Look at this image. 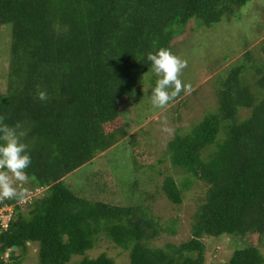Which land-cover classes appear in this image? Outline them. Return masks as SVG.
Returning a JSON list of instances; mask_svg holds the SVG:
<instances>
[{"label": "trees", "instance_id": "trees-1", "mask_svg": "<svg viewBox=\"0 0 264 264\" xmlns=\"http://www.w3.org/2000/svg\"><path fill=\"white\" fill-rule=\"evenodd\" d=\"M246 1L0 0V27L10 25L0 115L27 131L29 184L43 192L27 202V211L17 199L0 202L11 209L5 224L0 221V264H21L28 245L36 247L34 264H69L76 256L81 258L74 264H117L105 252L85 256L100 235L126 252L127 264H203L205 238L264 237V97L257 99L251 91L243 62L218 77L215 110L165 145L169 165L203 187L188 240L149 245L159 233L144 204L152 195L147 199L117 161L103 166L92 190L108 180L104 186L115 188L109 196L123 191L129 204L88 198L65 181L74 171L90 168L110 146L119 131L118 115L136 93L135 77L153 72L149 53L160 48L173 53L175 39L191 31L195 21L205 28L221 20L237 22L236 12ZM248 54L242 58L249 63ZM252 67L254 85L264 93V71ZM39 91L47 93L46 101L37 99ZM240 110L247 111L241 118ZM159 193L171 204L181 202L169 176ZM262 262L258 244H248L222 264Z\"/></svg>", "mask_w": 264, "mask_h": 264}, {"label": "rangeland", "instance_id": "rangeland-1", "mask_svg": "<svg viewBox=\"0 0 264 264\" xmlns=\"http://www.w3.org/2000/svg\"><path fill=\"white\" fill-rule=\"evenodd\" d=\"M236 14L239 16L237 22L225 23L221 20L209 28L200 26L195 21L192 23L191 31L175 39L173 54L187 61V67L181 79L191 84L193 89L191 94L181 93V96L166 109L154 108L148 97L158 77L148 71L137 75L135 77L136 93L118 115L119 123L116 125L119 131L113 134L114 138L110 146L93 158V165L90 168L74 171L66 177V180L64 179L66 183H71L73 192L82 191L81 195H86L88 198L112 199L113 202L119 199V202L129 204L130 198H124L123 191H120L116 198L109 196L115 188L110 189L109 185L104 186V184H110L108 180L101 179L103 188L100 189L102 187L100 185L98 190H92L95 180L100 181L97 175L101 173L103 166H109L117 161L119 167L127 170V175L130 173L129 178L136 179L138 186L148 196L147 199L152 195V198L149 201L146 200L144 204L149 207L152 212L151 219H154L155 227L159 229L157 236L149 242V245L153 247L162 248L165 244L178 245L189 239V220L201 203L203 193L200 183L185 177L182 172L169 165L164 153L166 143L176 133L187 132L190 126L199 121L205 113L215 110L218 77L225 76L229 67L238 62L244 63L243 77L250 85L251 91L254 90L257 93L256 98L264 97L262 89L254 85L257 77L254 76L253 67L250 68V65H254L261 67L264 71V0L246 1ZM9 44L10 25L1 26L0 93L5 91L6 86ZM245 52L249 53V63L242 58ZM149 78L153 80L151 83L148 82ZM246 113L247 111L240 110L237 115L241 118ZM165 120H167V127L174 129V134L171 136L162 131ZM220 134L221 131L217 135L218 139ZM93 173L96 176L92 177L91 185L81 189L83 180ZM168 176L179 187L181 197L179 205L171 204L159 193L161 181ZM17 187L19 191L25 193L22 199L17 198L22 211H27V202L37 199L43 193L39 189L32 188L29 183L17 185ZM137 200L132 199L134 203H139ZM10 211V207L6 208L3 205L0 207L2 225L5 224ZM203 242L205 247L203 264H222L232 251L248 244L251 246L258 244L263 258L262 264H264V237H259L257 241L255 238L247 241L245 238L222 235L218 238H205ZM102 252L113 258L117 264H127L126 252L112 246L101 235L96 237L92 248L85 252V256L95 258ZM35 253L36 247L28 245V251L21 264H34ZM80 258L73 257L69 264H74Z\"/></svg>", "mask_w": 264, "mask_h": 264}, {"label": "clouds", "instance_id": "clouds-1", "mask_svg": "<svg viewBox=\"0 0 264 264\" xmlns=\"http://www.w3.org/2000/svg\"><path fill=\"white\" fill-rule=\"evenodd\" d=\"M147 60L151 62L152 71L158 77L148 97L154 108L166 109L181 93L191 94V84L181 79L187 67L186 60L166 48L149 53ZM37 99L46 101L47 93L39 91ZM4 121L5 117L0 115V200L22 199L25 193L19 191L17 185L27 184L31 180L26 171L31 164L29 145L23 142L27 131L19 123L10 126ZM163 123L165 126L162 131L169 136L173 135L174 129L167 127V120Z\"/></svg>", "mask_w": 264, "mask_h": 264}, {"label": "water", "instance_id": "water-1", "mask_svg": "<svg viewBox=\"0 0 264 264\" xmlns=\"http://www.w3.org/2000/svg\"><path fill=\"white\" fill-rule=\"evenodd\" d=\"M11 249H12V250H15V247H12Z\"/></svg>", "mask_w": 264, "mask_h": 264}]
</instances>
